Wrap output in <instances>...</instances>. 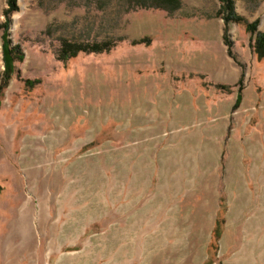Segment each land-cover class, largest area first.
<instances>
[{
    "label": "rangeland",
    "instance_id": "obj_1",
    "mask_svg": "<svg viewBox=\"0 0 264 264\" xmlns=\"http://www.w3.org/2000/svg\"><path fill=\"white\" fill-rule=\"evenodd\" d=\"M134 1L0 0V264H264V0Z\"/></svg>",
    "mask_w": 264,
    "mask_h": 264
},
{
    "label": "trees",
    "instance_id": "obj_2",
    "mask_svg": "<svg viewBox=\"0 0 264 264\" xmlns=\"http://www.w3.org/2000/svg\"><path fill=\"white\" fill-rule=\"evenodd\" d=\"M220 2H228L226 0H220ZM135 5L137 7L143 9H159L167 11L168 13H172L173 11L177 10L179 7V0H135ZM230 17L234 16L233 11H229ZM235 21L239 22V20L235 19ZM252 31H254V26H252ZM250 30V27H247ZM251 31V30H250ZM224 45L228 48V54L231 56L230 47L231 44L225 39L223 36ZM118 42H109L104 41L100 43H93V44H76L70 43L66 40H62L60 44V49L57 54L58 61H66L76 57L78 54H100L109 52ZM144 43L143 40L139 41H132V45H138ZM253 53L256 55L258 60H262L264 58V34H258L257 38L255 39L254 46L252 47ZM13 52L10 50H6L4 53V63L6 65L4 69V74L7 79L9 80V73L12 71L10 64L14 61L12 58ZM18 58V57H17ZM240 101V95L236 97V105Z\"/></svg>",
    "mask_w": 264,
    "mask_h": 264
},
{
    "label": "crops",
    "instance_id": "obj_3",
    "mask_svg": "<svg viewBox=\"0 0 264 264\" xmlns=\"http://www.w3.org/2000/svg\"><path fill=\"white\" fill-rule=\"evenodd\" d=\"M179 55H180V57L174 58L173 64L175 65V71L177 72V75L174 76L175 77V83H174V85H172L170 87V89H169L170 91L169 92L164 91V89H162L160 86L156 85L158 83L154 84V87L150 88V92H149L150 97H154V100L158 104H159V100H160L159 96H165V95L168 96L169 95V96L179 97V96H182V93L184 92L183 90H185L186 94L193 96V94L188 91L189 90L188 87H186L188 85H191V87H192V85L194 84V86H193L194 94L199 93V90L195 86L196 83L193 82L194 79L190 77L191 74H194V71L196 72L199 69L193 67L195 65L193 63H191L190 60L185 59L183 61V54L180 53ZM177 64H179L180 67H178ZM213 68H214V65H213ZM184 74H186V75H184ZM213 79H214V81L216 80L219 82H222L223 80H225L222 77H213ZM147 91H148V89H146L145 86L143 87L141 93L139 91L136 92L135 88L133 90H131V88H129L128 95L132 97L133 103L135 101L136 95L142 96V99L138 98L139 99L138 102L142 101L143 105H145L146 101H147V94H148ZM154 100H150L149 102L153 103V102H155ZM138 109H139V107H138Z\"/></svg>",
    "mask_w": 264,
    "mask_h": 264
}]
</instances>
